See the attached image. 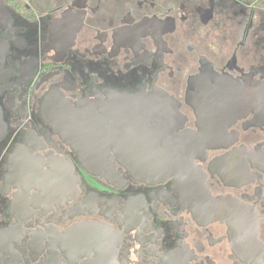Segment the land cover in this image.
I'll return each mask as SVG.
<instances>
[{"label":"flooded vegetation","instance_id":"obj_1","mask_svg":"<svg viewBox=\"0 0 264 264\" xmlns=\"http://www.w3.org/2000/svg\"><path fill=\"white\" fill-rule=\"evenodd\" d=\"M209 71L245 95L194 161L205 200L88 175L51 112L155 88L197 131ZM0 264H264V0H0Z\"/></svg>","mask_w":264,"mask_h":264},{"label":"water","instance_id":"obj_2","mask_svg":"<svg viewBox=\"0 0 264 264\" xmlns=\"http://www.w3.org/2000/svg\"><path fill=\"white\" fill-rule=\"evenodd\" d=\"M234 91L226 79L211 71L191 81L188 96L197 131H181L184 119L179 104L155 88L132 95L108 93L113 95L108 103L114 106L109 113L100 107L87 110L83 103L51 112L65 143L88 175L107 183L119 180L123 171L147 184L171 179L177 187H184L193 197L190 200L197 193L199 200H205L203 175L194 161L213 149L216 121L229 117L232 106L245 95ZM105 118L109 127L103 125ZM113 160L120 163L119 168L110 164ZM191 206L195 208L194 203ZM210 211L209 218L219 219L221 212Z\"/></svg>","mask_w":264,"mask_h":264}]
</instances>
